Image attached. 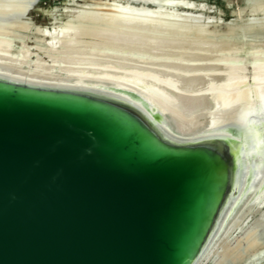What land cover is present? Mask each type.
I'll return each instance as SVG.
<instances>
[{"label": "bare ground", "instance_id": "6f19581e", "mask_svg": "<svg viewBox=\"0 0 264 264\" xmlns=\"http://www.w3.org/2000/svg\"><path fill=\"white\" fill-rule=\"evenodd\" d=\"M39 1L0 0V81L105 101L169 145L216 152L226 185L191 264H260L264 0H243L225 30L203 0H88L50 25L14 19Z\"/></svg>", "mask_w": 264, "mask_h": 264}, {"label": "water", "instance_id": "95a60500", "mask_svg": "<svg viewBox=\"0 0 264 264\" xmlns=\"http://www.w3.org/2000/svg\"><path fill=\"white\" fill-rule=\"evenodd\" d=\"M226 166L105 101L0 81V264H191Z\"/></svg>", "mask_w": 264, "mask_h": 264}, {"label": "rangeland", "instance_id": "374dc122", "mask_svg": "<svg viewBox=\"0 0 264 264\" xmlns=\"http://www.w3.org/2000/svg\"><path fill=\"white\" fill-rule=\"evenodd\" d=\"M210 11L209 14L217 17H221L223 22V28L226 29V22L232 20V10L238 8L242 5L243 0H203ZM88 0H40L38 3L28 11V17H18L14 19L24 20L26 22L34 23L36 26L39 25H50L54 21V16L52 11L55 10V14L61 20L65 17L64 9L65 7L76 8L83 3H87ZM231 4V5H230ZM210 8V9H209ZM61 24L64 21L60 22ZM225 26V27H224ZM262 36H253L254 39H260ZM32 39H35L32 37ZM244 45V52L247 53L249 44ZM247 45V46H246ZM235 264H241V261L236 262ZM260 264H264V259Z\"/></svg>", "mask_w": 264, "mask_h": 264}]
</instances>
